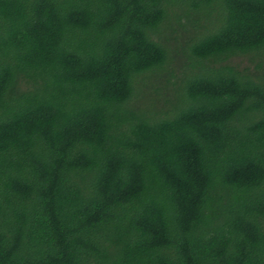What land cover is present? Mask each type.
<instances>
[{
    "label": "trees",
    "instance_id": "1",
    "mask_svg": "<svg viewBox=\"0 0 264 264\" xmlns=\"http://www.w3.org/2000/svg\"><path fill=\"white\" fill-rule=\"evenodd\" d=\"M170 5L200 31L173 52ZM247 54L264 0H0V264H264V72L228 64ZM140 78L168 112L134 102Z\"/></svg>",
    "mask_w": 264,
    "mask_h": 264
},
{
    "label": "rangeland",
    "instance_id": "2",
    "mask_svg": "<svg viewBox=\"0 0 264 264\" xmlns=\"http://www.w3.org/2000/svg\"><path fill=\"white\" fill-rule=\"evenodd\" d=\"M187 7H179L177 5H170L167 9V19L164 24L157 30V32L153 33L154 40L160 42L163 46L168 48L171 52H173L175 43L185 42L188 40L190 34H197L200 31L196 29V27L191 26L192 15H188L186 12ZM216 13H214L213 17L210 19L213 21L214 24L210 25V29L214 30L213 28L216 25L215 18L217 15L223 12V7L216 6L215 7ZM194 15V14H193ZM195 16V15H194ZM189 20V21H188ZM203 22L196 23L197 25L205 26V20ZM194 22V21H193ZM186 24L188 25L185 28ZM203 31V29H201ZM185 45V44H182ZM188 62V59L182 55V53L175 54L174 56L170 57V61L167 65L169 70L175 72L177 78L179 80L184 78V64ZM228 64L238 67L239 71H245L248 69L250 72H254L256 70V66L262 64L261 72H264V58L262 61H257L253 58V55H241L238 57L233 58ZM143 78H140L136 84L137 89V99H134V102L142 106V109L145 110L146 106L151 103H155V106L162 112H168L170 107H165L163 101L166 99H174L176 98L177 94L172 92H161L160 95L163 97V100L156 95L155 89H147L144 82H142ZM177 79H171V82H175ZM150 82L153 83V77H151ZM173 86H170L172 89ZM139 105V106H140Z\"/></svg>",
    "mask_w": 264,
    "mask_h": 264
}]
</instances>
